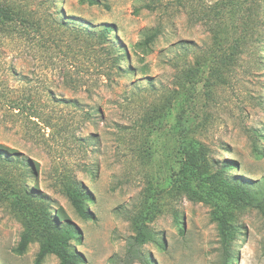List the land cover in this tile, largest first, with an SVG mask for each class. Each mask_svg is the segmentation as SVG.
I'll return each instance as SVG.
<instances>
[{
  "label": "rangeland",
  "instance_id": "obj_1",
  "mask_svg": "<svg viewBox=\"0 0 264 264\" xmlns=\"http://www.w3.org/2000/svg\"><path fill=\"white\" fill-rule=\"evenodd\" d=\"M100 1L0 0L22 18L0 25V264H34L38 242L15 248L40 205L76 227L85 264H123L135 222L155 234L153 264H222V220L233 264H264V0L217 83L243 6Z\"/></svg>",
  "mask_w": 264,
  "mask_h": 264
},
{
  "label": "trees",
  "instance_id": "obj_2",
  "mask_svg": "<svg viewBox=\"0 0 264 264\" xmlns=\"http://www.w3.org/2000/svg\"><path fill=\"white\" fill-rule=\"evenodd\" d=\"M84 3H87L90 6L100 5V0H81ZM238 4V7H242L245 14L242 15V20L239 25L236 26L234 31L235 37L233 38L234 44L230 46V49L227 52H224L221 55L219 66L213 67L211 70L212 82H224L225 78L221 74V66L228 65L232 61L236 60L238 54L241 52L240 46L243 43H248L250 39L255 37V26L252 22L250 13L252 12V6L260 7L259 3L261 0H230ZM222 3V6L226 5V2ZM239 1V2H238ZM238 2V3H237ZM221 8L216 9V16H219ZM192 16V15H191ZM17 20H22L18 16L17 12L11 9L8 6L0 4V25L11 23ZM112 32V26L108 25L103 27L101 33L98 35L103 44L108 42L110 33ZM157 35L156 31L147 33L144 41L139 42L137 45L146 47L149 42H151ZM89 40L94 39L93 35H90ZM108 55H111L112 48L105 47L104 49ZM114 51V50H113ZM120 57L114 56L111 58V62L116 66V69H120L119 65ZM198 69V68H197ZM208 84V82L206 83ZM2 148H5L0 145V159L4 162H8L7 153ZM66 194L71 201L72 206L75 211L84 219H93L94 215L86 207L85 201L88 200L86 194H84L79 189L68 188ZM16 203L19 207H22L21 198L16 200ZM62 212L59 210L55 211V214L59 215ZM63 214V213H62ZM62 216V215H61ZM135 235L130 237L128 242V247L126 249L125 260L123 264H133L136 261L141 262V264H153V262L143 256L141 248L147 243H155L156 238L154 232H152L145 224L134 223ZM228 225L225 220H222L218 223V232L221 242L222 249V264H233V256L230 252V232L228 231ZM78 231L76 227L69 223H61L57 217H53L50 211L43 208L41 205L38 208L37 214L32 218V220L27 219L24 223V230L21 233L18 245L15 248L17 254H22L28 247L30 242L36 241L39 243V248L34 260V264H42L44 258L47 255H54L59 264H85V258L83 254L76 249H74L72 242L75 241L78 237ZM111 264H115V261H111Z\"/></svg>",
  "mask_w": 264,
  "mask_h": 264
}]
</instances>
